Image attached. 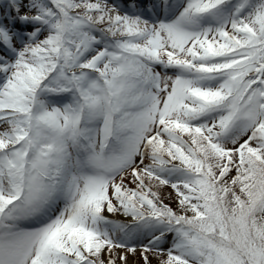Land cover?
<instances>
[{"label": "snow or ice", "instance_id": "1", "mask_svg": "<svg viewBox=\"0 0 264 264\" xmlns=\"http://www.w3.org/2000/svg\"><path fill=\"white\" fill-rule=\"evenodd\" d=\"M0 264H264V0H0Z\"/></svg>", "mask_w": 264, "mask_h": 264}]
</instances>
